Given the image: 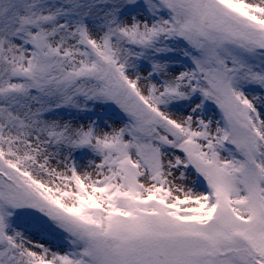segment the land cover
I'll list each match as a JSON object with an SVG mask.
<instances>
[{"label": "snow or ice", "instance_id": "obj_1", "mask_svg": "<svg viewBox=\"0 0 264 264\" xmlns=\"http://www.w3.org/2000/svg\"><path fill=\"white\" fill-rule=\"evenodd\" d=\"M0 264H264V0H0Z\"/></svg>", "mask_w": 264, "mask_h": 264}]
</instances>
